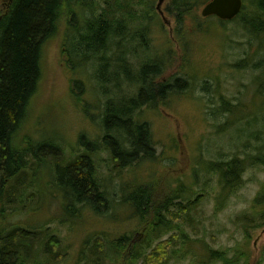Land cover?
Segmentation results:
<instances>
[{
	"label": "rangeland",
	"instance_id": "obj_1",
	"mask_svg": "<svg viewBox=\"0 0 264 264\" xmlns=\"http://www.w3.org/2000/svg\"><path fill=\"white\" fill-rule=\"evenodd\" d=\"M7 1L0 0V5ZM104 2L110 6L114 3L113 0H88L85 11L77 13L71 19L72 24L81 26L85 16L102 10L100 6ZM168 2H155L158 17L151 20L136 11L144 10L139 6L130 11L142 27L153 23L151 49L142 51L139 48L138 57L163 62L162 74L156 81L167 82L176 75L192 76L193 86L184 94L160 99L156 106H145L139 111L140 115L137 113L136 118L148 121L151 126L156 154L153 159L126 168L106 152L95 157L98 181L111 191L108 206L103 205L100 198L95 199L100 214L89 209L80 214V219L65 221L66 213L59 203V194L50 195L46 191L47 183L40 184L41 188L34 195L35 205L41 202L44 205L38 208V213L22 218L26 224L36 227L50 226L60 237L61 246H57L49 264H82L83 251L87 259L99 255L104 259L105 246L122 235L131 237L133 244L144 241L145 234L138 219L124 204L129 192L140 184L151 186L156 199L181 187L187 198L192 197L197 209L195 226L181 225V230L192 241L183 246L170 245L169 256L175 258L164 255L166 264H205L212 249L226 252L229 258L243 251L247 264H264V207L257 202L264 194V74L259 68L264 64V34H251L240 26L242 22L203 18V5L200 4L197 14L201 21L207 22L203 25L205 31H180L182 37L175 38L177 25L166 11ZM65 11L62 8L66 20L65 17L61 20L60 30L45 44L42 78L24 130L35 140L53 138L60 143L61 150L50 148L48 162L61 166L77 161L78 154L84 151L79 142L82 134L87 139L100 140L101 105L106 91L113 85L99 86L94 74V59L71 67L64 42L71 17ZM252 16L253 8L246 2L241 17L247 20ZM222 99L237 104L236 110L221 111ZM248 155L253 161L256 156L261 157V165L246 169L239 189L220 195L219 176L210 171L211 164ZM43 178L47 180L48 173H44ZM48 180L52 181V177ZM55 188L52 182L50 189ZM160 210L164 211L163 207ZM17 222L23 221L19 218ZM151 236L153 238L152 231ZM96 239L100 244L96 249L85 243ZM120 255H111L110 259L116 257L115 260L108 259L106 264L127 263ZM152 256L148 254V259L140 264H150L151 258L163 261L161 249L158 255Z\"/></svg>",
	"mask_w": 264,
	"mask_h": 264
},
{
	"label": "trees",
	"instance_id": "obj_2",
	"mask_svg": "<svg viewBox=\"0 0 264 264\" xmlns=\"http://www.w3.org/2000/svg\"><path fill=\"white\" fill-rule=\"evenodd\" d=\"M156 1L113 0L111 6L107 1L100 6L102 10L85 16L86 20L78 27L71 19L85 11L88 0H8L0 5V264H49L57 246H61L60 237L50 226L36 227L26 224L22 218L29 213H38V208L44 205L42 202L35 205L34 197L42 182L47 183L46 191L50 195L59 194V203L66 213L65 221H74L89 209L100 214L96 198L104 201L105 206L110 204L108 194L111 191L98 181L95 157L99 153H108L126 168L156 156L151 126L148 121L136 118L137 113L145 106H156L160 99L184 94L193 86L192 76L176 75L167 82L156 81L162 74L163 62L138 57L139 48L142 51L151 49L153 23L142 27L130 11L139 6L144 10L136 11L151 20L158 17ZM207 1L169 0L166 11L176 21L175 38L182 37L180 31H205L203 25L207 22L201 21L197 8ZM248 1L254 8L253 17L243 26L251 34H264V0ZM62 8L71 17L64 40L71 67L94 59V74L99 86L113 85L106 91L101 105L100 140H90L82 134L79 142L84 151L78 154L77 161L61 166L48 162L50 148L61 150L60 143L53 138L35 140L24 130L42 78L45 44L60 30L63 17L66 20ZM131 28L134 29L132 32ZM173 44L176 46L174 41ZM261 67L264 71V64ZM75 83L78 86V82ZM221 107L224 112L237 108L226 100L222 101ZM250 156L211 164L210 171L219 176L220 195L239 189L246 169L261 165V157L256 156L253 161ZM44 173H48V179L50 176L52 181L45 180ZM52 182L56 184L55 189H50ZM182 189H172L157 199L148 184L132 189L124 204L140 222L144 241L133 244L131 237L122 235L105 246L104 259L100 255L87 259L83 251L81 263L106 264L108 259L112 261L111 255L121 254L129 263L140 264L148 259V254L158 255L160 249L163 261L156 262L151 258L150 264H166L164 255L175 258L169 256L170 245L183 246L192 241L181 230V225L193 227L197 220L192 197L187 198ZM93 196L95 198L91 200ZM257 202L264 207V194ZM162 207L164 211L160 210ZM19 218L23 222H17ZM85 243L91 249L100 246L97 239ZM205 264H247V259L243 251L229 258L226 252L212 249Z\"/></svg>",
	"mask_w": 264,
	"mask_h": 264
},
{
	"label": "water",
	"instance_id": "obj_3",
	"mask_svg": "<svg viewBox=\"0 0 264 264\" xmlns=\"http://www.w3.org/2000/svg\"><path fill=\"white\" fill-rule=\"evenodd\" d=\"M243 7V0H212L202 9V16L216 15L224 20L235 18Z\"/></svg>",
	"mask_w": 264,
	"mask_h": 264
},
{
	"label": "bare ground",
	"instance_id": "obj_4",
	"mask_svg": "<svg viewBox=\"0 0 264 264\" xmlns=\"http://www.w3.org/2000/svg\"><path fill=\"white\" fill-rule=\"evenodd\" d=\"M128 50V49H127Z\"/></svg>",
	"mask_w": 264,
	"mask_h": 264
}]
</instances>
